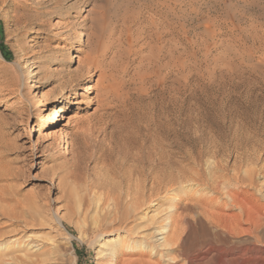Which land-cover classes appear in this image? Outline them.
<instances>
[{
  "label": "rangeland",
  "instance_id": "rangeland-1",
  "mask_svg": "<svg viewBox=\"0 0 264 264\" xmlns=\"http://www.w3.org/2000/svg\"><path fill=\"white\" fill-rule=\"evenodd\" d=\"M64 88L54 125L41 107ZM180 165L196 180L169 182ZM254 207L264 214V0H0V264H242L264 246ZM223 237L227 249L200 248Z\"/></svg>",
  "mask_w": 264,
  "mask_h": 264
},
{
  "label": "bare ground",
  "instance_id": "bare-ground-1",
  "mask_svg": "<svg viewBox=\"0 0 264 264\" xmlns=\"http://www.w3.org/2000/svg\"><path fill=\"white\" fill-rule=\"evenodd\" d=\"M36 15V14H35ZM34 15V16H35ZM37 15H39V14H37ZM29 16V15H26L25 17H26V20H27V22L29 23V24H31V25H33L35 22H34V20L35 19H38V16ZM37 21V20H36ZM31 25H29V26H31ZM32 27V26H31ZM33 27H35V26H33ZM78 43H81V42H78ZM77 43V44H78ZM77 44H72V46H71V49L73 50V52H71L72 54H71V58H70V63H74V64H77L78 62H79V59H78V57L75 55V51H76V46H77ZM104 49H105V46L103 47ZM67 49H69V48H67ZM102 51V50H101ZM104 51V50H103ZM61 53V52H60ZM103 53V52H102ZM27 54V53H26ZM43 55V54H42ZM41 55V56H42ZM67 56V55H66ZM89 54H87V57L85 58V59H88L89 58ZM35 56L34 55H31V56H29L28 57V60L27 61H29V60H31V59H33ZM44 57V56H43ZM53 57V56H52ZM57 60V59H56ZM67 61V57H64V61ZM31 63H33V61L31 62ZM41 63L43 64V65H46V60L45 61H42L41 60ZM93 63H94V61H93ZM47 66V65H46ZM87 66V65H86ZM31 67V66H30ZM37 67V66H36ZM92 67L93 66H89L87 69H89V72L91 71V69H92ZM76 68V67H75ZM86 69V70H87ZM31 70V69H30ZM88 71V70H87ZM30 72H32L33 73V71H30ZM78 74V73H77ZM81 74V73H80ZM88 75H90V74H88ZM80 76V75H79ZM32 77H33V75H32ZM87 77H90V76H87ZM32 80L31 81H34V78H31ZM87 79H89V78H87ZM35 85V84H34ZM33 84L31 85V86H34ZM69 85V84H68ZM67 87V86H66ZM86 89V87H85V84L83 83L81 86H80V99L78 98V100H77V103H81V98H83L84 97V93L82 92L83 90H85ZM70 89H68V88H64V90L62 91V92H60V93H58V94H56L55 95V97L51 100V101H45L44 103H43V106L41 107V110H42V112H43V116H45V112H47V113H51V111H52V114H53V116H52V122H53V124L55 125V124H58L59 123V121L63 118L62 117V114H63V111H64V108H65V106L69 103V101H70V99H71V95H70ZM173 102V101H172ZM52 106V107H51ZM84 111H85V107L84 106H81L80 107V116H78L79 118H76L75 119V125L77 126V125H79L80 123H82V120H83V116H82V114L84 113ZM161 111V110H160ZM171 114V113H170ZM196 114V113H195ZM153 116V115H152ZM209 116V115H208ZM165 117V116H164ZM203 118V117H202ZM165 119V118H164ZM153 120V119H152ZM197 120V119H196ZM172 121V120H171ZM193 121V120H192ZM170 122V121H169ZM138 123V122H137ZM162 123V122H161ZM185 123H186V121H185ZM148 124V123H147ZM167 124H168V122H167ZM182 125V124H181ZM133 126V125H132ZM192 126V125H191ZM130 127V126H129ZM167 127V126H166ZM182 127V126H181ZM131 128V127H130ZM169 128V127H168ZM167 128V129H168ZM199 128V127H198ZM156 129V128H155ZM170 129V128H169ZM168 129V130H169ZM202 129V128H201ZM159 131V130H158ZM160 132V131H159ZM161 132H163V131H161ZM168 133V132H167ZM162 134V133H161ZM188 134V133H187ZM206 135V134H205ZM158 136V135H157ZM170 136V135H169ZM194 136V135H193ZM130 137V136H129ZM156 137V136H155ZM83 138V137H82ZM176 139V138H175ZM179 141V140H178ZM191 141V140H190ZM159 143V142H158ZM178 143H180V142H178ZM161 146V145H160ZM125 147V146H124ZM157 147V146H156ZM123 149V148H122ZM157 151V150H156ZM187 152V151H186ZM122 153V152H121ZM127 153V152H126ZM196 153V152H195ZM160 154V153H159ZM193 159L195 160V161H197L198 162V159H200L199 158V156H200V152H198V154H194L193 153ZM128 156V155H127ZM137 156V155H136ZM133 157V156H132ZM183 157V156H182ZM128 158V157H127ZM168 158V157H167ZM127 160V159H126ZM162 160H163V158H162ZM159 161V160H158ZM135 162V161H134ZM142 162V161H141ZM139 163V162H138ZM170 164V163H169ZM181 164V163H180ZM130 166V165H129ZM158 166V165H157ZM161 166V165H160ZM168 166V165H167ZM179 166V165H178ZM142 167V166H141ZM171 167V166H170ZM174 167V166H173ZM134 168H135V166H134ZM168 168V167H167ZM194 168V167H193ZM169 169V168H168ZM173 169V168H172ZM192 169V168H191ZM100 170V169H99ZM188 170H190V169H187L186 170V168L185 167H182V165H180V169H179V172L178 173H180L179 175H177V173H176V175H175V172L174 173H172V172H170V174H168L169 176V182H171V183H176V185L177 184H182V183H186V182H188V181H191L190 180V178H194L193 176H195L194 175V173L192 172V171H188ZM192 170H195V169H192ZM105 171V170H104ZM129 171V170H128ZM161 171V170H160ZM166 171V170H165ZM196 171V170H195ZM133 173V172H132ZM140 173V172H139ZM166 173V172H165ZM169 173V172H168ZM75 175V174H74ZM164 176V175H163ZM157 177V176H156ZM60 178H61V176H60ZM155 179V178H154ZM195 180H196V178H194ZM193 180V179H192ZM133 181V180H132ZM101 182V181H100ZM70 183V182H69ZM99 183V182H98ZM189 183V182H188ZM68 184V183H67ZM94 184H95V182H94ZM96 184H97V182H96ZM170 184V183H169ZM90 186H91V184H89ZM103 184L101 183V185H99V187H101ZM93 186V185H92ZM94 187V189L95 188H97L98 186L97 185H94L93 186ZM103 187V186H102ZM177 187V186H176ZM109 188H110V186H109ZM91 189H92V187H91ZM102 189V188H101ZM104 189V191H105V188H103ZM107 189V188H106ZM100 190V189H99ZM177 190V189H176ZM185 190V189H184ZM95 192V191H94ZM97 192V191H96ZM69 193L71 194V196H77L78 195V193L76 192V191H73V189H71V187H70V189H69ZM178 193V192H177ZM69 194V195H70ZM105 196V195H104ZM237 196V195H236ZM99 197H101V196H99ZM110 197V196H109ZM238 197V196H237ZM241 197V196H240ZM233 198H235V197H233ZM111 199V198H110ZM114 199V198H113ZM214 199V198H213ZM238 199H239V197H238ZM238 199H237V204H239L240 206H242V207H244V206H247V205H242V203L240 202V201H242V200H239L238 201ZM242 199V198H241ZM76 200V199H75ZM104 200V199H103ZM107 200H108V197H107ZM202 200V199H201ZM110 201V200H109ZM115 201V200H114ZM113 201V202H114ZM235 201V200H234ZM245 201V200H244ZM75 202V201H74ZM79 202V201H78ZM78 202H76V204L78 203ZM108 202V201H107ZM107 202H105V204L107 203ZM201 202V204L206 208L207 206H209V205H211V203H210V200L208 201V202H206V200H204V201H200ZM199 202V203H200ZM243 202V201H242ZM102 203H103V201H102ZM109 203V202H108ZM115 203V205L117 204L116 202H114ZM113 203V204H114ZM190 203V202H189ZM236 203V202H235ZM213 205H215L214 203H212ZM243 204H244V202H243ZM247 204V203H246ZM249 204V203H248ZM251 205V204H250ZM78 206H79V204H78ZM105 206V205H104ZM108 206H110L111 207V205H108ZM119 206H121V205H119ZM217 206V205H216ZM239 206V207H240ZM253 206H255V205H251L250 207H252L253 208ZM258 206V205H257ZM115 208H116V206H114ZM127 207H129V206H127ZM133 207V206H132ZM259 207V206H258ZM257 207V208H258ZM112 208H113V206H112ZM118 208V207H117ZM245 208H247L248 210H249V208L248 207H245ZM255 208V207H254ZM257 208H255V210L257 209ZM113 210H114V208H113ZM195 210V209H194ZM246 210V209H245ZM251 210V209H250ZM249 210V211H250ZM258 210V212H259V209H257ZM111 212V211H110ZM201 212V211H200ZM247 212V211H246ZM252 212H253V210H252ZM252 212H247V213H252ZM256 212V211H255ZM258 212H256L255 213V215L256 214H258ZM115 213V215L117 214L116 213V211L114 212ZM129 213V212H128ZM185 213V212H184ZM184 213H183V215H184ZM186 214V213H185ZM211 216L212 217H216V216H219V219L221 220V221H224L225 222V224L226 223H228L229 225H228V227H230V228H238V222L236 221V217H234L233 219H231V220H228L227 218H229V217H232V215H230V214H226L224 211H221V209L219 210V207H215V209L214 210H211ZM245 214V213H244ZM253 214H254V212H253ZM262 214L263 213H261V212H259V214L257 215V220H259L260 219V217L262 216ZM113 215V214H112ZM111 214H110V216H112ZM117 215H119V214H117ZM235 215H236V213H235ZM61 216V215H60ZM107 216V215H106ZM109 216V215H108ZM109 216V217H110ZM247 216H248V214H247ZM254 216V215H253ZM263 216H264V214H263ZM62 217V216H61ZM61 217H58V220H59V222H61L60 220H61ZM64 217V216H63ZM109 217H108V219H109ZM118 217V216H117ZM116 217V218H117ZM186 217V216H185ZM185 217H184V221H185V223L186 224H189V221L187 220L188 218H186L185 219ZM97 218H99V216L97 217ZM105 218V217H104ZM113 218V217H112ZM252 218V217H251ZM118 219L120 220V224L119 225H117L116 227H117V229L116 230H120L121 232L123 231V232H127V233H129L130 232V230H131V228L129 227V229L126 227L127 226V224L126 225H124L125 223H126V220L123 218V217H121V215L118 217ZM212 219V218H211ZM230 219V218H229ZM98 220L99 219H97V222H98ZM101 220V219H100ZM176 220V219H175ZM233 220H235V221H233ZM117 220L116 219H114V223H117L116 222ZM178 221V220H177ZM256 221V220H255ZM101 222V221H100ZM100 222H98L99 224H100ZM105 222V221H104ZM106 222H109V221H106ZM105 222V223H106ZM112 222V223H113ZM179 222V221H178ZM178 222H176V224H178ZM180 222H181V220H180ZM180 222H179V224H178V226L179 225H181L180 224ZM213 222V221H212ZM218 222V221H217ZM224 222H223V224H224ZM256 222H258V221H256ZM103 223V222H102ZM182 224H184V222H183V216H182V222H181ZM215 223V222H214ZM236 223V224H235ZM259 223V222H258ZM221 224V223H220ZM252 224V223H251ZM110 225L112 226V224L110 223ZM237 225V226H236ZM254 225V224H253ZM253 225H251L252 227H253ZM256 225H259V224H255V226ZM109 226V225H108ZM114 226V225H113ZM182 226V225H181ZM226 226H227V224H226ZM225 226V227H226ZM164 228H162V230H160V232L161 233H165V230H166V227L165 226H163ZM180 227V226H179ZM227 227V228H228ZM252 227H250V229L252 228ZM258 227V226H257ZM186 228V227H185ZM223 228V227H222ZM254 228V227H253ZM113 229H115V228H113ZM178 230V229H177ZM180 230V229H179ZM182 230V229H181ZM176 231V230H175ZM185 232V231H184ZM250 232H251V230H250ZM131 233V232H130ZM110 233H108V235H109ZM126 234V233H125ZM129 235V234H128ZM131 235V234H130ZM172 235V234H171ZM178 235H179V233H178ZM183 235V234H182ZM219 235V234H218ZM122 236V235H121ZM214 236V235H213ZM174 237H175V235H174ZM214 237H216V236H214ZM222 237V236H221ZM119 238V237H118ZM122 239H123V237H121ZM164 239H165V236L163 237ZM180 238V237H179ZM211 238V237H210ZM224 238V237H223ZM172 239V238H171ZM182 239V238H181ZM225 239V240H224ZM224 239H222V243H216L215 241H211V242H209L208 244H204V245H201V247L200 248H202L203 246H206V247H215L213 250H215L216 249V246H215V244H219L220 246H222L223 245V247H222V249H224V248H226L225 246H227L228 245V240L226 239V238H224ZM16 239L14 238H12V239H10V240H8V241H6V242H4V244H3V246L5 247V246H7V245H9L10 243H13L14 241H15ZM121 240V239H120ZM126 240V239H125ZM159 240V239H158ZM172 240H174V239H172ZM176 240V239H175ZM215 240V239H214ZM115 241V240H114ZM113 241V242H114ZM122 241H124V240H122ZM165 244H169V243H171V240H166L165 239ZM1 242V241H0ZM37 242V241H36ZM113 242H106L107 244H106V250L107 251H109V250H111L113 247L111 246V244L113 243ZM125 242V241H124ZM222 244V245H221ZM1 245V244H0ZM177 245V244H176ZM39 246H40V244H38V242L37 243H31V245H30V247L31 248H39ZM121 246H122V244H121ZM199 248V249H200ZM204 248V247H203ZM212 249V248H211ZM220 249H221V247H220ZM221 249V250H222ZM227 249V248H226ZM247 249V248H246ZM220 250V251H221ZM119 251V253H121V254H125V255H127V253L128 252H126L125 253V251H123V250H118ZM247 253H244V258L242 257V255H241V257L243 258H241L242 259V264H264V246H261V247H258L256 244H254V246H251V247H249L247 250ZM114 252V251H113ZM214 252V251H213ZM242 252V251H241ZM107 253V252H106ZM187 253V252H186ZM102 254V252L101 251H99L98 252V257L99 256H102L101 255ZM213 254V253H212ZM111 255H112V252H111ZM97 256V255H96ZM113 260H116V258H113ZM224 261V260H223ZM138 262V261H137ZM200 263V262H199ZM224 263V262H223ZM102 264V263H101ZM135 264V263H134ZM142 264V263H141Z\"/></svg>",
  "mask_w": 264,
  "mask_h": 264
}]
</instances>
